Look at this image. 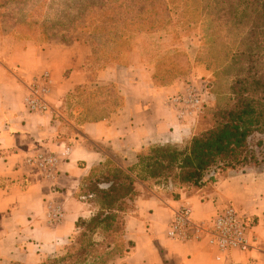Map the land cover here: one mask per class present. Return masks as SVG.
<instances>
[{
  "label": "crops",
  "instance_id": "crops-1",
  "mask_svg": "<svg viewBox=\"0 0 264 264\" xmlns=\"http://www.w3.org/2000/svg\"><path fill=\"white\" fill-rule=\"evenodd\" d=\"M1 30L0 264H38L62 253L79 218L94 214L84 192L86 180L108 163H136L138 152L150 145L181 144L193 129L178 122L165 101L178 83L157 85L153 71L141 65L101 70L96 83H116L122 101L101 119L84 120L85 105L76 102L70 108L69 97L93 84L88 74L92 46L84 41L42 45ZM46 72L50 110L31 113L25 105L28 86ZM38 154L56 157L51 173L27 163ZM170 186H138L121 237L129 251L108 264H264V161L244 169H219L200 186ZM230 202L249 216L257 247L226 252L217 261V249L204 237L187 242L168 237L180 204H190L192 218L199 223ZM57 211L60 220L53 219Z\"/></svg>",
  "mask_w": 264,
  "mask_h": 264
},
{
  "label": "rangeland",
  "instance_id": "rangeland-1",
  "mask_svg": "<svg viewBox=\"0 0 264 264\" xmlns=\"http://www.w3.org/2000/svg\"><path fill=\"white\" fill-rule=\"evenodd\" d=\"M137 1L0 0V36L1 29H5L42 45H70L76 41L90 44L93 54L88 61V74L93 84L75 90L69 102L70 108L76 102L84 104L91 116L105 114L108 107L120 102L116 83H96L98 73L108 67L118 64L145 66L153 71L157 85L178 83L171 94L184 90L191 83L197 84L210 97L200 116L182 123L193 129L194 136L212 124L218 98L229 96V86L237 68V65L231 66L230 59L241 46L239 40L233 38L238 30L230 31L222 21L218 20L219 25L213 20L216 15H212L215 10L212 0H163L164 4L156 10L148 9V18L143 19L136 17L146 16L135 12ZM229 32L231 35L226 36ZM208 82L206 89L204 86ZM99 87L103 89H97ZM258 140L264 142V134H256L254 142ZM110 168L112 164L103 166L96 176H104ZM170 185L160 182L153 188H170ZM175 185L190 184L177 181ZM120 240L118 233L121 243ZM65 251L48 258L58 257Z\"/></svg>",
  "mask_w": 264,
  "mask_h": 264
},
{
  "label": "trees",
  "instance_id": "trees-1",
  "mask_svg": "<svg viewBox=\"0 0 264 264\" xmlns=\"http://www.w3.org/2000/svg\"><path fill=\"white\" fill-rule=\"evenodd\" d=\"M212 1L216 10L213 20L222 21L230 31L238 30L233 38L241 45L230 59L231 66L237 65V68L229 96L218 98L212 124L184 144L150 145L138 152L135 164L108 163L113 168L104 176L86 180L84 192L95 207L94 214L88 219L79 218L78 231L63 254L39 264H108L118 254L129 251L122 239L118 242V233L122 237L125 215L133 205L140 184L154 186L178 181L200 186L207 175L219 169H244L264 161V142H254L256 134H264V0ZM134 4L135 12L146 15L136 17L143 19L148 18V9L156 10L164 3L163 0H138ZM230 35L229 32L226 36ZM205 87L209 88V82ZM119 98L121 102L120 95ZM120 102L108 108H116ZM110 109L95 116L86 110L83 119L99 120ZM103 183L108 186L102 187Z\"/></svg>",
  "mask_w": 264,
  "mask_h": 264
},
{
  "label": "built area",
  "instance_id": "built-area-1",
  "mask_svg": "<svg viewBox=\"0 0 264 264\" xmlns=\"http://www.w3.org/2000/svg\"><path fill=\"white\" fill-rule=\"evenodd\" d=\"M49 81V74L46 72L28 86L25 105L29 112L43 113L50 110L46 99ZM205 92L197 84L191 83L184 90L167 96L165 101L175 113L177 121L183 123L187 120H195L201 115L210 97ZM27 163L51 173L56 157L50 154H38L28 158ZM192 212V206L186 203L174 209L167 232L170 239L187 242L201 241L205 238L204 240L212 248L217 249L215 258L217 261H221L222 255L226 252H247L258 246V237L249 216L243 214L234 203L226 204L211 219L199 223L193 220ZM61 217L59 211L53 215L54 220H60Z\"/></svg>",
  "mask_w": 264,
  "mask_h": 264
}]
</instances>
